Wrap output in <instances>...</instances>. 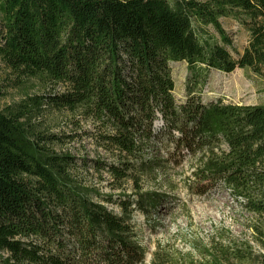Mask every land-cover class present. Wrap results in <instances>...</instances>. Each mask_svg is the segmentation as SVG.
Returning a JSON list of instances; mask_svg holds the SVG:
<instances>
[{"label":"trees","instance_id":"trees-1","mask_svg":"<svg viewBox=\"0 0 264 264\" xmlns=\"http://www.w3.org/2000/svg\"><path fill=\"white\" fill-rule=\"evenodd\" d=\"M223 20L249 35L237 59ZM0 63L14 82L44 91L0 104V264H145L132 217L147 219L161 195L144 184L186 162L188 193L227 190L258 218L264 250V105L204 103L198 92L210 71L264 78V0H0ZM172 63L187 64L182 102ZM47 111L90 123L85 135L112 161L65 151L73 133L35 123ZM225 234L199 264H264ZM153 263L198 264L162 247Z\"/></svg>","mask_w":264,"mask_h":264},{"label":"rangeland","instance_id":"rangeland-1","mask_svg":"<svg viewBox=\"0 0 264 264\" xmlns=\"http://www.w3.org/2000/svg\"><path fill=\"white\" fill-rule=\"evenodd\" d=\"M222 23L233 39L232 55L237 59L248 46L249 35L234 20H223ZM0 68L2 69L1 63ZM170 68L175 82L174 96L178 102H182L187 95V64L172 63ZM0 88L6 93L0 101L2 107L21 103L44 93L36 80L19 84L3 69L0 70ZM57 91H63L62 87H57ZM198 92L204 103L223 99L226 103L264 105V78L241 69L231 74L210 71L205 85ZM35 123L40 124V130L45 132L73 133L74 140H71L64 150L77 159L100 158L105 162L112 161L109 155L96 148L91 138L85 135L92 127L79 116L74 118L66 112L47 111ZM153 156L158 157L159 154L151 153V157ZM89 173L91 175L93 172ZM190 175L189 163L186 162L177 170L160 171L145 182L144 191L157 192L161 195L160 203L156 208L149 210L147 219L139 211H135L132 217L138 241L146 250L145 264H154V253L159 247H162L165 253L191 254L193 262L199 264L202 260L200 253L220 243L223 237L227 238L226 232L239 242H249L253 247V254L260 259L259 262L264 260V250L255 243L256 235L253 232L255 224H259L258 218L248 214L222 187L205 196L189 194L186 179ZM104 178H107V175H104ZM92 182L104 193H111L107 182L98 183L96 177L92 178ZM112 194L115 195L116 201L119 196L123 197L120 191ZM124 194L134 199L131 183L126 186ZM109 208L120 214L117 206L109 205Z\"/></svg>","mask_w":264,"mask_h":264}]
</instances>
